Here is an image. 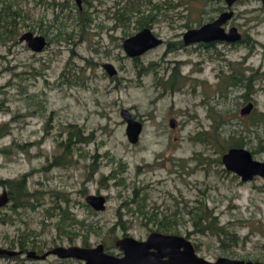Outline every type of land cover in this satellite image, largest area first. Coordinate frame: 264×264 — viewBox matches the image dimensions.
Instances as JSON below:
<instances>
[{"label":"rangeland","instance_id":"rangeland-1","mask_svg":"<svg viewBox=\"0 0 264 264\" xmlns=\"http://www.w3.org/2000/svg\"><path fill=\"white\" fill-rule=\"evenodd\" d=\"M2 1L0 27L16 20L17 34L0 41V195L10 192L4 181L15 186L24 176L31 195L17 211L13 201L0 209V246L27 245L22 254L0 255V264H83L55 255L27 256L29 250L56 246L103 243L120 255L117 238L146 240L159 231L154 213L172 220L177 234L210 261L264 262V178L242 181L225 168L219 145L197 138L213 126L212 107L232 111L224 118L223 135L243 131L245 147L264 161L263 127H248L250 118L232 116H241L247 103L243 90L225 95L217 90L221 74L247 68L246 76H261L252 99L264 113L260 0L230 8L234 16L226 28L237 27L246 41L183 47L175 46L183 33L228 9L225 0H89L82 5L91 19L85 28L74 0H7L16 19L1 11ZM125 8L128 12L117 17V9ZM151 14L150 28L164 43L132 58L124 40ZM25 32L45 36L44 50L21 42ZM107 62L118 71L113 77L103 68ZM122 109L143 122L136 144L128 139ZM73 130L89 142H70ZM90 194L104 195L106 209L92 207L86 201ZM201 206L226 233L217 234L214 227L202 232L195 225L189 211Z\"/></svg>","mask_w":264,"mask_h":264},{"label":"water","instance_id":"water-1","mask_svg":"<svg viewBox=\"0 0 264 264\" xmlns=\"http://www.w3.org/2000/svg\"><path fill=\"white\" fill-rule=\"evenodd\" d=\"M241 0H225L228 10L223 12L215 21L207 23L197 29L185 33L184 43L189 45L197 41H226L238 42L242 40V34L233 26L227 32L223 25L234 16L232 6ZM264 4V0H260ZM82 7V0H75ZM20 41H25L35 52L42 51L47 45L43 35H35L33 32H25ZM163 43L161 37H157L148 27L137 34L127 38L124 42V50L132 58L141 56L148 50ZM103 68L109 76L117 74V69L110 62L104 63ZM255 103L249 101L241 108V115L247 116L252 113ZM121 114L127 122V136L131 143L136 144L143 130V122L135 118L127 109H122ZM225 168L237 175L242 181L248 182L255 176L264 178V161L255 159L253 153L246 147H232L222 155ZM86 201L96 210L106 209V197L104 195L90 194ZM10 194L5 189L0 195V209L8 205ZM115 245L122 251L115 255L106 250L103 243L93 247L70 245L56 246L44 253L35 250L27 251L28 258L45 260L51 255L61 259H77L83 264H264L262 261L230 259L219 257L216 261H210L200 256L194 243L183 235L151 232L146 240H139L132 236L118 238ZM23 250L7 249L0 246V255L16 256Z\"/></svg>","mask_w":264,"mask_h":264},{"label":"trees","instance_id":"trees-1","mask_svg":"<svg viewBox=\"0 0 264 264\" xmlns=\"http://www.w3.org/2000/svg\"><path fill=\"white\" fill-rule=\"evenodd\" d=\"M117 10V17L118 13L120 12H122V14L128 12V8L123 9V11L122 9ZM1 11L6 12V16L14 19H16V14H18L16 9H14V5L7 0L2 1ZM77 12L79 14V21L81 23V26L85 28L87 22L91 21V19H86L83 13L80 11L79 7L77 8ZM128 18L130 19V16H128ZM151 18H154L153 14H151L150 16H142L141 21L144 25H147L149 24ZM0 28V41L9 40L10 37H15L17 34L16 20H11L9 21V25L7 27ZM230 70V74L225 75L224 73L220 75V77H222L219 79V86L217 89L218 93H220L221 95H225L230 92L232 88H240L241 90H243L242 97L245 99V102L253 101L252 94L255 92V86L258 80L255 78L259 75H257L256 73H251L250 75L246 76V71L248 70L247 68L232 67ZM262 76H264V74H262ZM259 78H261V76H259ZM211 111H214V115L211 114L214 122L213 126L209 131L201 132L200 135L203 137L199 135V137H197L198 140L202 142L213 141L217 145H219V151L224 153L232 147H245L247 143L244 141V136L242 135L243 131L241 133L239 131H231V134H229V136L223 135V126H226L228 124V122L224 123V118L232 111H217L214 107L211 108ZM234 115H236L237 118L243 120L244 122L246 120L245 118H250L249 120L251 122L250 125L247 124L248 127H263L264 129V113L262 112H258L254 109L250 115L245 117L242 115L239 116L238 113L232 114V116ZM74 138H76L77 140L89 142V138L85 137L80 132V130L70 131L69 141L71 142ZM10 182L11 181H4V183L10 184V199L14 202L12 208L17 211V209L21 207V203L28 200L31 193L28 191L26 176H24L21 180H17V184L15 186L11 185ZM17 195H19V197L21 198H18ZM19 200H21L22 202H20ZM189 213L192 215L195 225L197 227H200L202 232H206L207 230H214L213 227L215 228V230H217V234L227 232L224 227H221L218 225V223H215V218L213 217L212 212H210L206 206H201L197 209L193 208L189 211ZM67 215L69 214L67 213ZM153 216L154 220L158 222V230L160 232L172 234L178 233L177 226L172 224V220L168 219L166 216L159 218V214L157 213H154ZM71 220H74V218H72ZM82 224H85V222L82 221ZM211 224H213V226H211ZM20 246L22 250H25L27 248V245L23 244V242H21ZM34 247L37 246L34 245Z\"/></svg>","mask_w":264,"mask_h":264},{"label":"flooded vegetation","instance_id":"flooded-vegetation-1","mask_svg":"<svg viewBox=\"0 0 264 264\" xmlns=\"http://www.w3.org/2000/svg\"><path fill=\"white\" fill-rule=\"evenodd\" d=\"M74 1H75V0H74ZM82 1H83V2H82V5H84V3H85V4L87 3V5H88V3H89V0H82ZM76 4H77V3H76ZM77 6H78V5H77ZM78 7H79V6H78ZM79 9H80V11L83 13V6H82V7H79ZM227 10H228V9H225V10L221 11V12L218 14V16H217L216 18H214L212 21L206 22V23L200 25L199 27H201V26H203V25H205V24H207V23H210V22L215 21V20H216V19H217V18H218L223 12H225V11H227ZM77 13H78V12H77ZM154 18H155V17H154ZM154 18H151L149 24H147V25H144L143 22L140 20V21L138 22V23H139V31H138V32H140L141 30H143V29L146 28V27L150 28V26L153 24L152 21L154 20ZM232 18H233V17H232ZM232 18H231V19H232ZM86 19H87V18H86ZM231 19H230V20H231ZM228 21H229V20H228ZM228 21H227V22H228ZM227 22L223 25V27H224V28L226 29V31L228 32L230 28L227 30V28H226V26H227V25H226ZM199 27L191 28V29H188L187 31L192 30V29H197V28H199ZM150 29L152 30V28H150ZM187 31H186V32H187ZM138 32H136L135 34H137ZM152 32H154V31L152 30ZM186 32L183 33V39H182V42L180 41V42L175 43V46L183 47V45L185 44V43H184V36H185V33H186ZM240 33H241V32H240ZM23 34H24V33H23ZM135 34H134V35H135ZM154 34L158 37V35H157L156 33H154ZM241 34H242V33H241ZM35 35H37V34H35ZM132 36H133V35H132ZM44 37H45V36H44ZM130 37H131V36H130ZM130 37H128V38H130ZM45 38H46V37H45ZM126 39H127V38H126ZM126 39H125V40H126ZM19 40H20V38H19ZM46 40H47V39H46ZM125 40H124V42H125ZM246 40H247V39L244 38V37H243V34H242V40H240V41L243 42V41H246ZM21 42H22V41H21ZM23 42H25V41H23ZM214 42H216V41H212V42L197 41V42H192V43H190L189 45H192V44H198V45H203V46H204L205 44H210V45H211V44L214 43ZM238 42H239V41H238ZM163 43H164V40H163ZM163 43H162V44H163ZM230 43H234V42H230ZM47 44H48V41H47ZM162 44H161V45H162ZM168 45H169V47H170V46H174V45H173L172 43H170V42L168 43ZM185 45H186V44H185ZM45 47H46V46H45ZM123 47H124V43H123ZM178 47H177V48H178ZM43 50H44V49H43ZM43 50H42V51H43ZM247 103H248V102H247ZM253 110H254V109H253ZM252 112H253V111H252ZM249 115H250V114H249ZM247 116H248V115H247ZM172 124H173V123H172ZM172 126H173V125H172ZM253 156H254V154H253ZM254 158H255V157H254ZM255 159H256V158H255ZM255 177H256V176H255ZM255 177H254V178H255ZM252 180H253V179H252ZM117 239H118V238H117ZM117 239H116V240H117ZM116 240H115V242H116ZM106 250H107V249H106Z\"/></svg>","mask_w":264,"mask_h":264}]
</instances>
